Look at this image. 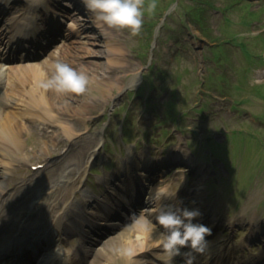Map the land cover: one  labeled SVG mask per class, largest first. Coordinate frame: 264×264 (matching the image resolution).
<instances>
[{"label": "rangeland", "instance_id": "obj_1", "mask_svg": "<svg viewBox=\"0 0 264 264\" xmlns=\"http://www.w3.org/2000/svg\"><path fill=\"white\" fill-rule=\"evenodd\" d=\"M152 2L143 0L145 22L138 35L114 29L106 35L91 17L82 22L74 15L80 34L72 38L64 28L62 50L46 54L90 78L82 94L48 90L53 113L71 120L76 136L66 137L55 121L34 116L33 110L19 114L27 110L28 94L20 84L14 88L2 80L0 91L10 104L0 101L1 117L18 115L23 123L18 146L0 144V216L9 219L0 225V237L6 242L15 238L9 228L20 221L13 212L37 202L30 210L32 235L83 204L84 189L102 198L109 177L130 179L148 170L156 179L144 180L146 198L166 193L171 204L179 206L180 197L184 206L200 208L199 222L214 230L209 248L223 245L239 259L251 251L262 255L248 239L264 232L259 224L264 220V0H155L154 12L148 8ZM27 5L15 2L19 13L12 15H23ZM61 11L64 25H72L65 15L76 9L71 4ZM82 97L95 104L80 107V120L74 106ZM186 155L194 166L185 162ZM128 169L133 172L125 173ZM135 223L158 244L159 229L147 215L129 223L131 232H139ZM70 239L65 249H75ZM96 250L80 264H99L105 254ZM157 254L149 246L136 251L142 263L166 264L153 258ZM122 257L116 253L102 264H122Z\"/></svg>", "mask_w": 264, "mask_h": 264}, {"label": "bare ground", "instance_id": "obj_2", "mask_svg": "<svg viewBox=\"0 0 264 264\" xmlns=\"http://www.w3.org/2000/svg\"><path fill=\"white\" fill-rule=\"evenodd\" d=\"M27 2H29L31 4V6L28 8V11L25 16L28 17L29 13H31L33 16V18L37 19L38 18V8L40 7L37 6L38 4H42L44 2V0H27ZM34 5L36 6V10L34 8ZM51 7H47L46 11L50 12ZM52 15H56V13H50ZM93 16V14L90 13V16ZM42 16V15H40ZM58 16V15H57ZM94 18V16H93ZM28 22L30 21L29 18H27ZM95 21V18L93 19ZM18 20H11L12 25L10 24L7 28L3 29L0 33V39H2V41L0 42V47L6 44L7 39L11 38V34L9 33L10 31L13 30L14 26L13 23L17 22ZM75 25H70V29L72 30L71 32L73 34H76L77 31H79L78 28H76V32L73 31L75 30L74 28ZM93 37V36H92ZM87 44H90V42H87ZM90 53H92L91 51H89ZM54 62L52 61H48L47 59L42 60L40 62L38 61H34L31 60L29 62H25L23 64H18L15 66H6V67H0V86H1V80L4 77L5 79H7L8 81V86H12L14 88L18 87V85L20 84L21 87L20 89H23L24 91H26V93L28 94V98H29V104L27 107V110L24 112H21L19 114H24L25 116H29L31 112H29L30 110H33L34 112V116H38L39 118H43V120H45V117H49L50 120H53L56 122L57 125L60 126L61 128V132L66 136V137H73L76 136L77 134V130H76V126L73 124V122L71 120H68L67 118L62 117L61 112L56 113V109H55V113H53V102L52 100H50V97H48L50 95V93L52 91H56L53 88H43L40 86V82L44 79H47L48 76L51 75V72L54 69ZM19 85V86H20ZM52 89V91H51ZM51 91V92H48ZM48 92V93H47ZM67 94V92H66ZM5 98H7V100H5ZM2 99V98H1ZM9 99L10 97H4L2 104L3 106H8L9 105ZM85 97L78 99L77 100V104L74 106V111L76 113H78L80 115L81 108L80 107H84V106H91L95 104V100L90 103L91 101H89L88 99H85ZM2 105H0V144H8V149L12 150L13 147L18 146L20 144V140H19V136L20 133L22 132V126L23 123L20 122V120H18V115H13V114H6L4 117H1V113L4 110V107ZM66 108H69L71 105L69 104H65ZM28 109H30L28 111ZM85 109V108H82ZM82 112V111H81ZM58 114V115H56ZM60 115V116H59ZM77 115V117H79V119H82V115ZM53 118V119H51ZM79 132V131H78ZM125 173L129 174V171H125ZM132 176V174H131ZM117 179V182L113 181V182H108L109 180H107L108 182V189L106 191V193L102 194L103 198H99L98 200H105V198L110 199L108 197L111 196L112 193H114V191H116V187L115 184L119 183L120 181H122L121 179L115 178ZM145 183H148V181H145ZM119 185V184H117ZM120 188V187H119ZM84 196L89 197L88 195V191L85 189L84 190ZM163 199H166L165 197H163ZM162 201V200H161ZM161 201L159 202V205L162 206ZM98 205V203H97ZM29 207H32L31 205ZM34 208H38V204L37 202H35L34 206L31 209H24L23 211H15L13 212V218L17 219L20 218V221L17 225H13V227H10L9 229L13 231V235L15 234V240L18 242L20 240H23V245L20 248H17L20 244L16 245L14 249H10L11 248V244L8 242H3L4 238L0 237V247L2 246V248H4L5 250H12L10 253H14L15 255H17L19 258L21 256L26 255L27 253H32V250H34L35 247L38 248V246H40L41 244H43L42 239L40 237H45L47 235H52V232L55 231V236H54V240H58L61 239V236L64 235L65 231H62V226L64 228H66V218L68 217L67 214H63V215H58V216H54L52 222L50 223V226H48L49 228L46 229V231H42L41 234L35 233L30 235V233H34L31 231V229L35 226L33 223L30 224V215L31 211L34 210ZM91 210L94 209V207L90 208ZM200 209V208H199ZM31 210V211H30ZM147 210V209H146ZM148 211H152V210H148ZM154 211V210H153ZM9 219H5L2 216H0V225L7 221ZM263 224H264V220H263ZM62 225V226H61ZM134 226V229H137L139 232H131L127 227H123V228H118V230L115 232V234L110 237L108 239L109 244H107L106 246L103 247V245H101L100 247H98V249L96 250L97 253H104L105 257H101V259H99V264H102V261L105 260L106 262L111 260V259H115L114 257L116 256V253H118V257H120L121 255H123L124 257H122V264H143L140 263L138 261V255H136V251L139 249H142L146 246H149V249H161L160 244L158 243L153 244V242H155V240L151 239V238H147V231L148 229L146 227H143L142 225H138L137 223ZM15 227V228H14ZM38 227V226H36ZM11 235V234H10ZM37 236V237H36ZM36 238L37 241L34 244H28L26 243L27 240L29 239V242L32 241V239ZM53 239V238H51ZM148 239H150L151 243L148 241ZM4 244H3V243ZM24 243L28 244L27 246L24 245ZM14 245V244H13ZM159 246V247H158ZM155 247V248H153ZM13 248V247H12ZM19 250L20 252H15L16 250ZM109 251L107 253V251ZM119 250V252H118ZM187 251V250H185ZM120 253V254H119ZM3 252L0 251V258L2 256ZM63 254V253H62ZM65 255V254H63ZM67 256V255H66ZM128 257V259L126 258ZM22 258V257H21ZM67 258V257H66ZM38 260V259H37ZM185 260V256L184 255H178L174 258L173 264H183ZM41 264H44L45 262H43V260H40ZM14 264H18L15 263L16 260L14 259L13 261ZM62 262V260H61ZM204 261H200L197 260V264H205L203 263ZM63 263V262H62ZM48 264V263H46Z\"/></svg>", "mask_w": 264, "mask_h": 264}, {"label": "clouds", "instance_id": "obj_3", "mask_svg": "<svg viewBox=\"0 0 264 264\" xmlns=\"http://www.w3.org/2000/svg\"><path fill=\"white\" fill-rule=\"evenodd\" d=\"M87 10L93 14L97 26L109 34V30H128L138 35L144 25L145 9L143 0H83ZM150 11L156 9L155 0L148 5ZM90 78L87 73L56 60L51 75L40 82V86L53 88L57 92L82 94L88 90ZM204 213L199 208H190L179 200L176 204L163 205L157 216L161 230L158 234L160 244L167 260L173 264L174 258L184 255L183 264H197L198 255L208 252V237L213 235V228L199 222ZM187 250L186 252L184 250Z\"/></svg>", "mask_w": 264, "mask_h": 264}]
</instances>
